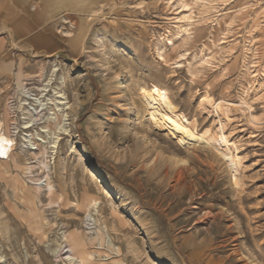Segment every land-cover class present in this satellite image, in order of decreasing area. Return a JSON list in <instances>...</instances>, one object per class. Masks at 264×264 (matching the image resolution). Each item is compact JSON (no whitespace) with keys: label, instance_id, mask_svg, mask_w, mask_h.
Segmentation results:
<instances>
[{"label":"rangeland","instance_id":"obj_1","mask_svg":"<svg viewBox=\"0 0 264 264\" xmlns=\"http://www.w3.org/2000/svg\"><path fill=\"white\" fill-rule=\"evenodd\" d=\"M54 27L62 46L24 49L22 87L44 94L39 114L23 105L15 136L7 96L0 108L16 156L0 165V264H264V0H66ZM144 89L167 94L174 116L225 148L223 123L239 186L211 145L180 142L148 119ZM45 175L53 193L34 185Z\"/></svg>","mask_w":264,"mask_h":264},{"label":"bare ground","instance_id":"obj_2","mask_svg":"<svg viewBox=\"0 0 264 264\" xmlns=\"http://www.w3.org/2000/svg\"><path fill=\"white\" fill-rule=\"evenodd\" d=\"M182 31L184 33L186 31L185 28L182 29ZM169 44L171 46H173V48L175 47L172 41H170ZM199 59H200L201 63H205V62L209 61V59L207 57H204V55L199 56L198 60ZM196 62H197V60L194 61V63H196ZM57 70H59V65L57 63H54L53 64V71L55 72ZM60 79H61V81H63V76L62 75L60 76ZM143 91H141L142 93H141V96H140L141 100H142V103H143L142 105H144V107H145L144 109L147 111L148 119L153 124H155L159 128H164V129L168 128L169 131H171L180 142H184L185 143V141L192 140L193 142H203V143H205L207 145H211L220 155H223L229 161L230 166H231V170H232V176H233L234 184L239 186V184H240V176H241V166L239 164L238 158L233 153L232 146L227 141V136L224 134L223 123L222 122L220 123L219 128H220V133H221L222 139H223V141L225 143V146H226L225 148L218 147V146L212 144L210 142V140L208 138L204 137L201 133H197V132L193 131L192 128L189 125L185 124L177 115L174 116L173 109L175 107H174V105L172 103L173 101L170 100V98H169V96H167V94H165L164 92H162L160 90H156V89H151V90L150 89L149 90L146 89L144 92ZM55 92L57 93V95H55L56 104H63V105L66 104L65 106L67 107V103L65 101L64 93H62L59 90H57ZM207 103L212 106V109L214 110L215 116L219 117L218 102L213 101L209 97V98H207ZM241 106H243V107H245L247 109L248 116H249V118H250V120L252 122H257L258 120H260V119H258L259 117H257V115L253 113L251 105L246 100L243 99L241 101ZM31 114H33V112ZM66 116L67 115L65 113H63L61 115V120L58 119V121L55 122V124H54V126H55V129H54L55 132L54 133L55 134L53 136V140H51V141L49 140L48 141L49 144L51 145V147L54 148V149L56 148L57 143H58V141L60 139L59 135L56 132L61 133V132H66L67 131V126H66L67 118H66ZM26 119H28V120H26ZM31 120H32V116L30 117L29 113H28V115L25 116V124H27ZM27 126L28 125H25V127H27ZM6 129L7 128H5L4 118H3L2 115H0V165H3L4 162H6L8 160L16 161V156L14 155V151H13L14 150V146H15V138H14V135H11L9 132H7ZM29 136H31V134L24 133L23 139L24 140L28 139L30 141ZM46 167L48 168L47 164H46ZM30 168H31V166L25 165L23 167V170H24V173H26L29 177L31 176V178H32L34 176L32 174H30V172L28 171V170H31ZM4 170H6V169H4ZM178 176H181V174L179 173ZM33 179L36 180V181L33 180L34 185H35L36 188L43 189V188L47 187L46 190L49 193H53L54 186L51 183V181H50L51 179H50L49 176L45 175V178H39L38 179V177H37V178H33ZM176 181H178V180H176ZM31 184H33V183H31ZM59 197H62V195L60 194ZM36 200H37V198H36ZM97 206H98V202L95 199L90 200V201L85 203V208L88 211L89 210L91 211L92 209L96 210ZM95 220L96 219L94 217H92L91 213H88L86 215V223L85 224L86 225L88 224V226H89L91 223L94 224ZM100 231L104 232V227ZM62 234H63V232H62ZM104 234H105V232H104ZM105 236H106V234H105ZM63 237H65L67 239L65 234H63ZM106 238H107L106 239L107 240V244L110 245V246L113 245L111 243V241H110V235L109 234H107ZM73 245H69V249L67 248L68 251H66V253H67L66 254V259H68V260H73L74 258H77V257L74 256L75 253L73 252V248H72ZM23 251L25 253V250H23ZM78 256L80 257L79 261L81 263H87V262L90 261V259L93 256V254L88 252V254H85V255L84 254H79ZM0 258H1V255H0ZM113 264H123V263L115 261V262H113Z\"/></svg>","mask_w":264,"mask_h":264},{"label":"crops","instance_id":"obj_3","mask_svg":"<svg viewBox=\"0 0 264 264\" xmlns=\"http://www.w3.org/2000/svg\"><path fill=\"white\" fill-rule=\"evenodd\" d=\"M63 13L66 0H0V108L29 78L24 49L47 54L63 45L54 27Z\"/></svg>","mask_w":264,"mask_h":264},{"label":"built area","instance_id":"obj_4","mask_svg":"<svg viewBox=\"0 0 264 264\" xmlns=\"http://www.w3.org/2000/svg\"><path fill=\"white\" fill-rule=\"evenodd\" d=\"M22 91H24L25 93H23V95L21 96L23 101H21L19 98H20V95H18L19 91H15V92H11L8 96H7V99H6V107H7V110H8V114H9V117L11 118V121H10V126H11V130H12V134H14L16 136V133H17V125H16V121H14L15 119L17 118H22V108H23V105H26L25 108L30 112L32 111L33 112V115L34 114H39V112L36 110L35 106H38L40 104H44L43 102H40L41 101V97L40 96H43L44 94L43 93H38L40 96H36V93L32 92V90H28V88H26L24 86V88L22 87L21 89ZM42 90H44L42 88ZM20 91V92H22ZM45 92H48V90H44ZM35 100H38L37 102ZM24 102V103H23ZM31 103V104H30ZM39 109V108H38ZM37 114V115H38ZM22 121H24V119L22 118ZM29 127L27 128H30L32 125H33V121H30L29 122ZM23 126V125H22ZM31 141L33 142V148L31 150H35L37 149V143L34 142V140L32 139L31 137Z\"/></svg>","mask_w":264,"mask_h":264}]
</instances>
